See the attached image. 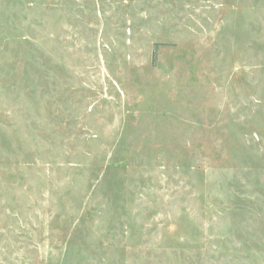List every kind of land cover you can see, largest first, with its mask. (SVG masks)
Listing matches in <instances>:
<instances>
[{
    "label": "rangeland",
    "instance_id": "374dc122",
    "mask_svg": "<svg viewBox=\"0 0 264 264\" xmlns=\"http://www.w3.org/2000/svg\"><path fill=\"white\" fill-rule=\"evenodd\" d=\"M0 264H264V0H0Z\"/></svg>",
    "mask_w": 264,
    "mask_h": 264
}]
</instances>
